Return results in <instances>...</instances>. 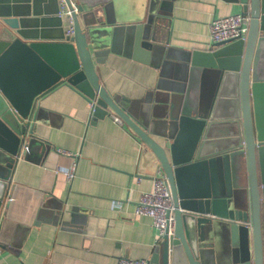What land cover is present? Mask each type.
Returning a JSON list of instances; mask_svg holds the SVG:
<instances>
[{
	"label": "water",
	"instance_id": "95a60500",
	"mask_svg": "<svg viewBox=\"0 0 264 264\" xmlns=\"http://www.w3.org/2000/svg\"><path fill=\"white\" fill-rule=\"evenodd\" d=\"M114 1L0 0V212L22 150L37 142L38 99L64 85L95 101L93 119H120L160 165L175 225L149 264H264V0H226L249 17L246 41L184 56L178 74L163 71L144 112L107 95L93 58L122 34L134 51L160 57L152 26L162 0H148L146 17L128 24L113 17ZM41 15V22H57L61 35L48 41L37 30Z\"/></svg>",
	"mask_w": 264,
	"mask_h": 264
},
{
	"label": "crops",
	"instance_id": "0c3cea01",
	"mask_svg": "<svg viewBox=\"0 0 264 264\" xmlns=\"http://www.w3.org/2000/svg\"><path fill=\"white\" fill-rule=\"evenodd\" d=\"M147 5L148 0H115L113 17L119 24L144 19ZM42 8L43 13L52 11ZM240 13L238 4L226 0H162L152 26L153 45L163 47L161 56L134 51L132 39L122 34L93 58L100 87L144 112L154 105L163 71L176 75L184 56L211 48L210 22ZM60 14L68 34L72 27L62 7ZM37 18V30L48 41L61 35L57 22ZM167 51L169 58L163 55ZM36 109L32 124L37 142L24 147L0 212V264L149 261L157 231L149 218L133 213L161 171L153 154L125 125L115 123L111 113L101 120L90 117L87 101L64 85L38 99ZM43 147L49 151L46 156ZM74 161L75 177L68 183L62 170ZM212 250L216 258L217 250ZM218 253H225L224 242Z\"/></svg>",
	"mask_w": 264,
	"mask_h": 264
},
{
	"label": "built area",
	"instance_id": "2783aa9c",
	"mask_svg": "<svg viewBox=\"0 0 264 264\" xmlns=\"http://www.w3.org/2000/svg\"><path fill=\"white\" fill-rule=\"evenodd\" d=\"M61 15V14H60ZM68 17L69 14L67 13ZM69 23L72 25L71 19ZM209 40L211 46L216 44H229L234 42H245L249 30V17L243 14H235L228 17L214 19L208 25ZM72 31V30H71ZM71 31L68 34H71ZM90 117H93L95 101L89 102ZM113 121L119 125L122 122L117 117H112ZM24 149L22 150V153ZM60 155L69 156L75 160L76 155H71L64 151H58ZM76 161L72 162L69 168L63 169L66 181L70 183L75 177ZM135 218H149L151 226L157 231V241L167 231L169 237L173 236L175 225V205L169 184L159 171L158 175L152 179V188L149 192L140 196L134 213ZM116 264H149L148 260L119 259Z\"/></svg>",
	"mask_w": 264,
	"mask_h": 264
},
{
	"label": "rangeland",
	"instance_id": "374dc122",
	"mask_svg": "<svg viewBox=\"0 0 264 264\" xmlns=\"http://www.w3.org/2000/svg\"><path fill=\"white\" fill-rule=\"evenodd\" d=\"M240 169H239V171H240V174H241V176H242V180L244 179V175H243V165H242V163H241V165H240V167H239ZM235 173H237V170H235ZM235 175V174H234ZM234 175H233V177H234Z\"/></svg>",
	"mask_w": 264,
	"mask_h": 264
}]
</instances>
